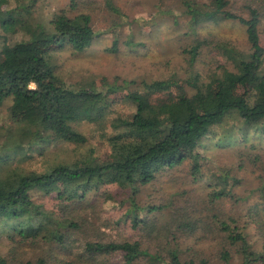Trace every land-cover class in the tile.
Listing matches in <instances>:
<instances>
[{"label": "trees", "instance_id": "16d2710c", "mask_svg": "<svg viewBox=\"0 0 264 264\" xmlns=\"http://www.w3.org/2000/svg\"><path fill=\"white\" fill-rule=\"evenodd\" d=\"M35 1L11 0L0 6V105L9 98L11 122L0 143V246L7 248L0 254V264H85L86 259L115 252H120L121 264H196L193 255L198 251L188 248L190 253L184 254L176 240L194 231L214 237L222 264L232 260L254 264L257 253L264 252V184L257 188L261 201L250 204L246 214L226 213L225 201L235 206L245 203V197L234 191L240 178L228 167L209 161L197 142L215 134L228 139L236 132L240 138L230 148L239 149L251 133L264 135V28L260 32L258 10L247 6L248 16L243 17L230 10L229 0L205 4L182 0L193 37L182 49L183 65L178 69L181 81L193 92L188 95L183 87L181 96L164 102L152 95L168 91L172 84L160 80L142 81L143 91L110 97L116 88L103 91L93 82L71 86L56 78L47 46L64 42L80 52L96 34L86 13L68 16L59 9L48 26L33 22ZM221 20L243 26L246 49L195 31L203 23ZM113 47L106 51L116 50ZM203 51L215 68L204 84L198 82L195 65L203 62ZM119 103L124 110L114 111ZM83 122L104 138L108 148L104 158H75L30 170L10 165L14 156L25 158L23 144L28 145L26 151L38 152L49 143L84 144L86 136L74 128ZM246 157L252 158L250 162L260 159L258 153ZM184 165L190 178L206 188L202 209L183 216L172 212L167 220L148 225L146 215L163 206H139L140 188L156 174ZM236 166L241 168V162ZM58 183L70 185L58 193L60 216L33 199L37 191L48 194ZM89 196L101 197L102 208L117 209L125 199L128 207L111 222L129 218L131 226L148 225V233L161 235L162 241L153 250L137 241L78 242L75 231L94 220ZM250 223L259 231V247L247 238L245 228ZM52 247L72 256L58 258Z\"/></svg>", "mask_w": 264, "mask_h": 264}, {"label": "rangeland", "instance_id": "374dc122", "mask_svg": "<svg viewBox=\"0 0 264 264\" xmlns=\"http://www.w3.org/2000/svg\"><path fill=\"white\" fill-rule=\"evenodd\" d=\"M8 1L11 0H0V6L4 8ZM189 1L205 4L210 0ZM229 6L230 10L243 17L248 16L247 6L255 7L261 16L260 32L264 28V0H229ZM59 9H64L68 16L78 13L89 14L96 36L80 52L64 42H53L47 46L46 53L56 78L71 86L93 82L103 91L116 88V92L109 94L110 97L121 96L126 91H143L141 82L151 80L172 84L168 91L152 95L154 99H164V102L181 96L183 87L188 95L193 92L181 81L183 74L178 69L183 65L182 49L188 46L193 37L188 30L189 16L182 0H36L31 9L32 20L48 26L47 23ZM195 31L199 36L207 35L229 41L239 49L247 48L243 26L233 20L203 23L197 26ZM261 41L264 42V32L261 33ZM113 45L116 50L106 51ZM204 51L200 55L203 62L195 63L199 70L198 82L202 84L208 82L210 75L215 73L214 64L209 62L207 55H203ZM175 70H178L177 77H172ZM9 102L8 98L0 105V143L4 129L11 126L7 113ZM123 107L120 103L116 104L114 111H123ZM74 128L86 136L87 140L84 144L49 143L41 152L26 151L28 145L23 144L25 158L18 159L14 156L10 165L30 170L40 169L45 163L106 156L107 144L98 130L85 122L75 124ZM239 138L240 134L232 132L228 139L215 134L210 138H200L197 142L198 149L204 152L209 161L228 167L240 178V183L234 191L245 197V203L235 206L230 201H225L223 206L226 213L232 210L236 215L246 214V208L250 204L261 201L257 188H261L264 184V135L251 133L244 147L230 148L231 142L238 141ZM250 145L254 147L250 148ZM239 150L240 153H237ZM249 153L251 155L258 153L260 159L250 162V158L246 157ZM238 161L241 162V168L236 166ZM64 188L68 189L70 185L55 184L48 194L37 191L33 199L44 209H51L60 216L62 211L57 197ZM205 194L206 188L203 183L192 180L184 165L156 174L152 181L140 188L136 203L139 206L148 204L163 206L161 210L146 215V221L151 225L161 222L165 217L170 218L172 212L179 216L197 212L198 209H202L201 201ZM121 197L123 198V195ZM101 202V197H94L91 201L94 220L93 223H86L75 231L74 237L78 242L137 241L140 247L147 246L149 250H153L162 241L161 235L148 233L150 229L148 225L131 226L129 218L117 223L111 222L128 207L125 199L117 209L102 208ZM201 212L204 216V210ZM173 217L178 219L177 216ZM242 220L243 218L240 219ZM105 224L110 226L105 227ZM146 226L149 229L145 228ZM245 231L248 232V240L259 247L260 234L255 226L250 223ZM176 240L183 248L184 254L190 253L187 251L188 248L198 251L195 256L193 255L196 264H222L219 257L220 247L214 237L208 233L194 231L179 235ZM6 249L1 245L0 254L4 255ZM51 249L58 258L72 256L69 251H60L61 249L55 247ZM86 260L85 264H121L122 262L120 252ZM235 263L236 261L232 260L231 264ZM254 264H264V252L257 253Z\"/></svg>", "mask_w": 264, "mask_h": 264}]
</instances>
